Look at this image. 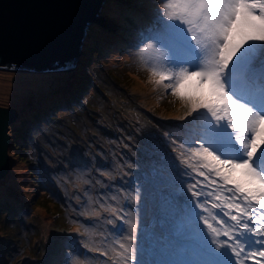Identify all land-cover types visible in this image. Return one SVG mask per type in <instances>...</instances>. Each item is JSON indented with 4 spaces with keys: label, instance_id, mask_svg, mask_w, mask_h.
<instances>
[{
    "label": "snow or ice",
    "instance_id": "1",
    "mask_svg": "<svg viewBox=\"0 0 264 264\" xmlns=\"http://www.w3.org/2000/svg\"><path fill=\"white\" fill-rule=\"evenodd\" d=\"M141 51L154 52L170 66L168 71L153 67L152 75L184 108L178 117L185 121L182 142L171 143L176 159L204 177L208 185L219 181V188L231 193L212 205L223 214L221 219L212 217L216 226L195 211H207L205 201L194 202L204 195L202 189L196 190L199 180L187 184L186 192L183 187L174 191V213L187 218V224L195 226L215 249L230 251V264H242L244 256L264 258V251L246 253L244 247L245 243L250 248L264 245V239L241 242L245 234L264 237V211H260L264 210V0H167ZM192 78L207 85L206 95L180 91ZM234 148L239 149L240 158L231 155ZM237 175L243 180H237ZM249 184L257 189H250ZM131 199L136 202L137 196ZM257 224L260 227H254ZM131 228L128 239L134 241L136 225ZM236 228L242 231L237 233ZM120 248L123 252L118 255L127 253L126 259H134L129 247L121 243ZM205 255L202 264H215Z\"/></svg>",
    "mask_w": 264,
    "mask_h": 264
},
{
    "label": "rangeland",
    "instance_id": "2",
    "mask_svg": "<svg viewBox=\"0 0 264 264\" xmlns=\"http://www.w3.org/2000/svg\"><path fill=\"white\" fill-rule=\"evenodd\" d=\"M125 1H128L133 6H137V9H141L146 13H157L158 17L162 13L163 4L167 2V0H163V3L162 0H105V4L100 10V13L102 14V18L100 19V21H102V24L100 22H98L99 24H92L88 29L87 37L83 45L84 54L80 59L82 65H80V67H78V69H76L75 71H73L75 69L74 68L73 70H62L48 73L0 69V107L18 110V120H21L23 117H26V114L30 116L32 111L34 112L38 109V107L40 111V107L43 106L44 102H46V100H48L51 96H54L56 92H70V88H72L75 92V94L73 95L75 101L72 102L71 98L70 100L65 98L67 99L66 103H64L66 105H64V108H61V110H63V112H66L67 105L69 107L68 111H71V108H77L78 110H81L85 102L84 97H86L87 94H89L88 91L91 90V84L89 83V87L86 91L84 89L82 91H77V89H74L73 87L83 81L84 78H87L88 81H90L89 76L87 75L88 70L86 67L89 64L87 63L88 61H93L92 53H90V48L95 44H102L104 50L99 51L100 56H95V62H97V64L102 68H109L113 75H119L120 78L124 79V81L122 82L124 83V86H122L124 89L122 88L123 91L121 92L127 101L130 100L135 104H139L140 106L144 107L145 110L150 111L157 118V120H152L149 119L148 116H146L145 112H137V115L140 116L135 117H140L143 120L141 123L142 127L138 130L137 133L129 131L126 135V137L128 138L127 142L129 143V145L134 144L135 149H137L138 151H141L142 148L146 151L149 149H153L151 146H148L149 148H146V145L142 144L140 136L149 131V126H151L152 129H156V124L158 122H161L163 124L166 122L170 125L171 121H173L176 117L183 115L184 108L178 97L171 94L170 89H166L164 87V84L155 83V80L158 79V77H153L152 75L153 67H155L157 71H168L170 70V66L163 59H158L154 52L141 51L142 46L147 42V37L152 33L146 34L144 36L142 45H136L135 49L129 55L126 50L121 49V45H116V47H114L113 49L108 50L106 42L111 41L113 37L108 35L106 33V30L107 28L119 30L120 27L123 26L121 19L123 17V14L120 12V9L123 7L120 4L124 3ZM125 21H127V23L132 26L130 24L131 19H126ZM101 25H103L104 27H101ZM95 52L97 51L95 50ZM257 70H260L259 62H257ZM122 75H124V77ZM164 83L168 82L165 81ZM204 89H207V85L199 84L196 78H192L186 80L183 83L180 91L185 95H206L207 92H202ZM111 96L115 98L114 105L116 104V108H118V106L122 107L123 105V108L127 113H135V109L132 107H126L124 105L125 102L119 100V97L116 93L111 92ZM96 103H98V100H96ZM99 104V107L102 108L103 111H105V108L107 107L103 103ZM16 126L17 124H15L11 128V130H13V128H15ZM172 126L175 128L173 139L177 141V144H179L180 142H182V138L184 136L185 125L183 126L180 123H175ZM28 127H30V125ZM88 129L89 127L83 129L81 131V135L79 133L76 135V141L73 143L74 159L78 157L77 154H75L77 149L76 142H80L81 146H83L87 141L84 136H87L88 139L93 136L92 132L87 133ZM28 132L29 131H27V134L25 133L24 136L27 137ZM31 132L34 133L35 131L33 130ZM14 134L15 133L13 130L10 133V144L8 147L9 172L4 178L0 180V209L5 206L7 208L13 209L14 213H16L17 215H26L27 213H29L28 217L31 218L36 225H33L34 228L33 226L30 227L34 229L35 233L31 237V241L29 244H27L25 241H15V244L13 245L10 244L7 240L4 243H1L5 244V249L6 246L10 247V252L15 254V257L8 254L10 259L5 262L7 264H29L31 262H33V264H57L60 259H58L57 256L53 255L50 260L48 255L52 249L56 248V245L58 243L61 245L66 240L69 234L63 235L64 232L61 233L62 230L55 232L54 224L56 223V219L58 216L62 217V221L66 225V227L69 226L70 220H68L66 217L61 216L62 210L56 211L52 207L53 204L50 203V200L48 199L52 198L51 194H46L48 198H46L47 200L45 201H47V205L49 206H46L45 203L41 201L40 198L43 194L40 195L37 192L34 184V182L38 184L39 179H37V182L34 180L37 175H35L36 173L33 172L35 168H39V177H43L44 183L51 182L52 185V183H54L56 180L52 181L48 179L49 175H55L57 173H60L61 171H64V173L66 174L69 173L70 167L72 165L71 147L69 142L67 141L66 143L63 142L64 145L60 147L56 153H53L49 148V153L46 154L44 152H41V150H38V148L34 147L35 150L31 149V151L26 154L27 152L21 151L22 149L20 148V144L23 143L22 140H19L17 142L18 146H14ZM261 134L264 135V130H262ZM108 147L109 149L112 147L110 143L107 144V148ZM160 151L164 153L162 159H166L167 167L171 169V162L176 161V163L182 166V170L178 172L179 177L175 182L167 183L158 179L160 185L156 183L152 185L150 183L151 180H146V182L142 185L144 189H136L138 194H132V196H139V198H137L138 203L136 204L139 207L134 208L136 213L142 214L144 207L149 209L152 206L156 208V212H160L163 206L162 204L164 203L167 204V212L166 214L161 216L169 218L170 221H155V223H160L165 226H171L173 222L177 224L187 223V218L181 219L180 217H178L174 213L173 207L168 202L169 200H171L172 194L177 188L183 187L184 191L186 192L187 184H195L197 180L200 181V184L197 186L196 190L202 189L204 195L196 198V200L194 201L195 203H198V199H207L208 193L210 192L212 193V199H210L212 203H221L224 197L231 196V193L222 191L219 188V181H217V185H208L207 181L204 180V177L199 176L197 172H194L192 170V168H188L185 165L180 164V161L176 159V153H171L170 150L166 147H162ZM31 152H34L35 154L30 156ZM261 159H264V156H262ZM143 160L144 158L142 157L141 152H139V154L130 152L128 153L127 161L122 162L120 157L116 156L115 158L110 159V162L116 167L121 163H124L125 168H135L137 165H145L146 163H144ZM26 161H29V163H26ZM39 161H41V163H38ZM129 165H131V167ZM148 171L149 173H153V170L150 167H148ZM104 172H107L106 167H104ZM75 173L77 174V176L73 178L74 180H72V183H88L86 179V170L76 169ZM45 177H47V179H45ZM236 179L243 180V178L239 175H237ZM104 181L108 186H111L117 181L119 182L120 171H118V168L114 170L111 175L105 176ZM138 186H141V183H139ZM246 186L252 190L257 189L256 185L249 184ZM229 187H231V185ZM60 188L61 186L58 188V190ZM214 188L215 191H213ZM47 190H49V187L45 191L46 193H49V191ZM143 190L145 191V193L140 195ZM14 195H16L17 198H14ZM188 196H191V194L188 193ZM216 196H220L221 200H217ZM38 199H40L39 202L37 201ZM19 200L24 203L25 208L21 207L18 202ZM94 200L97 201V195H94ZM240 203L242 205L244 204L242 200L240 201ZM81 209L83 212H86L83 207ZM208 211L211 213V215L208 216L209 222L213 223L214 226H216L214 221L212 220V217L215 216L212 215L213 210L210 208ZM233 213L237 212L234 210L232 214ZM147 217V214L144 215V218ZM135 218L136 215H133L132 219ZM109 220L113 221L112 218H110ZM111 224L113 225V229H116L119 226V223ZM133 224L134 223L127 220L125 227L126 231L132 232L131 226ZM145 228V223H143L142 221H137V235L141 239L142 243V238L147 233V230ZM91 230V227L88 228L87 233L82 230V232L84 233V237L79 241V243H83L91 247L99 244L98 248L106 250L108 247L107 241L99 243L101 242V239H98V237L95 235L93 237V241L90 238ZM235 232L238 233V230L235 229ZM5 235L7 234L3 235L2 233H0V236ZM56 235L58 236V239L55 240V244H52L54 242V236ZM191 238L192 241L198 246V250L196 251L198 256L202 257L203 255L208 253H215V246L212 245L210 241L206 239V237L197 228L196 232H194ZM124 239L125 235L121 238L120 242H123ZM221 239L226 238L221 237ZM40 242L45 243L44 247L39 248ZM241 242H244V238ZM244 247L246 250L245 244ZM101 251L106 255L107 260L98 261L96 264H114L112 259V256L114 255L113 251L112 255H109L104 250ZM7 253L8 251L6 252V254ZM37 255H39V257L37 258V260H35ZM123 256L124 255H118L117 257L119 259H122ZM75 258L76 259L72 261H65L64 264L82 263V261L78 259V256H76ZM82 258L83 264H92L95 261L94 257H91L90 254L82 256ZM0 264L5 263L0 259Z\"/></svg>",
    "mask_w": 264,
    "mask_h": 264
},
{
    "label": "trees",
    "instance_id": "3",
    "mask_svg": "<svg viewBox=\"0 0 264 264\" xmlns=\"http://www.w3.org/2000/svg\"><path fill=\"white\" fill-rule=\"evenodd\" d=\"M106 45L107 48H109L110 46L112 47V45L109 46L107 42ZM95 50L98 53L95 52ZM100 50H104L102 44H95L90 48V53H92L93 57V61L87 62L90 64L87 65V75L89 76L90 81H88L87 78H84L83 81H81L79 84H76L77 86L75 85V87H73L74 89L76 88L77 91H82L83 89H85L86 91L88 89L89 83L91 84V90H89V94L84 97L85 102L81 110H78L77 108H71V111H68L67 109L66 112L58 110L57 107L60 105L57 103L63 101L64 98H72L75 92L72 88H70V92H56L54 96H51L48 100H46V102H44L43 106L40 107V111L38 107L37 110H35L34 112L32 111L30 116L26 114V117L18 120L17 126L13 128L15 133L13 138L14 146H18L17 142L19 140H22L23 143L20 144V148L22 149L21 151L27 152L26 154H28L31 149L35 150L34 147L47 154L49 153V148L53 153H56L58 149L64 145L63 142L66 143L68 141L71 147V152H73V143L76 141V135L78 133L81 135V131L89 127L87 133L92 132V134L97 135V143L93 140L90 141L87 136H84L89 143L88 150L86 152H83L84 150L81 149L79 150L78 155L89 152L91 157H93L95 149L101 150L100 152L95 153L97 156H104V153H109L111 159L115 158L116 156H120L123 152H129L130 149L132 152L139 154V151L135 149L134 144L129 146L124 144L126 141H128L126 135L129 131L137 133L138 130L142 127L141 123L143 120L140 117H135L140 116L137 115V112H145L146 116H148L149 119H153V116L150 115L148 113V110H145L144 107L140 106L139 104H135L130 100L127 101L124 98V95L121 92L124 89L122 87L124 86V83H122L124 81L123 78H120L119 75H113L109 68H102L97 64V62H95L94 58L96 55L100 56ZM122 76L124 77V75ZM111 92L116 93L119 97V100L125 102L124 105L126 107L134 108L135 113H127L123 108V105L122 107L118 106V108H116V104L114 105L115 98L111 96ZM96 100H98V103H96ZM99 103H103L107 107L105 108V111H103L102 108L99 107ZM52 104H55V106L57 104L56 110H53L52 114L49 117L47 116L48 119L40 118L41 113H43L47 108H51L49 105ZM29 125L30 127H28ZM108 128L110 130L116 129V135L115 132H113V135L115 136L111 143H123V145H121V148L119 146H115V151L108 150V148L104 149V147L109 143L108 138L105 135V131L109 130ZM151 129L152 127L149 126V130ZM13 130H11V132ZM33 130L35 131L34 133L31 132ZM27 131L29 132L28 136L26 137L24 135L25 133L27 134ZM78 143L80 142H76V147ZM34 154V152H31L30 156ZM150 156L154 157L155 155L150 154ZM104 159H107V156H105ZM143 161L144 163H146L147 159L144 158ZM26 163H29V161H26ZM38 163H41V161H39ZM33 173H36L35 175H37L34 180L37 182V179H39L38 184H36L35 182L34 184L37 192L40 195L43 194L40 198L41 201L44 202L46 206H49L47 205V201L45 200H47L46 198H48L46 194H51L52 198L48 199L50 200V203L53 204L52 207L56 211L62 210L61 216L66 217L68 220L78 219L84 215V212L81 208L84 207L85 204H87L91 209L92 218L95 219L92 221L91 225L94 227L97 226L95 229L96 235L99 234L104 220H108L111 217L109 214L113 215L112 211H110V208H112V204H110V202H98L94 200H88L87 198L85 199V202L81 197L72 192L70 185L67 184L68 182L56 180L51 185V182L44 183L43 177H39V168H36ZM45 179H47V177H45ZM99 183L103 184V181L99 180ZM60 186L61 188L58 190ZM43 187H49V190H47L49 191V193H45L42 190ZM14 198H17V196L14 195ZM40 199H38L37 201L39 202ZM18 202L21 207L25 206L21 200H19ZM168 203L173 207L172 200H169ZM103 207H105L104 210H102ZM0 210V233H2L3 235L7 234L5 236H0V252H2L0 253V259L5 264H7L5 261L10 259L8 254L14 257L15 254L10 252V247L6 246L5 249V244L1 243H4L7 240L10 244L13 245L15 244V241H25L27 244H29L31 241V237L35 233L33 225L36 224L32 221L31 218L28 217L29 213H27L26 215H17L16 213H14L13 209L7 208L5 206H3V208H1ZM104 211L107 213L103 215L102 220H98L96 218L97 213H101ZM166 212L167 204L163 203L162 209L160 210V212L157 211L156 215H164L166 214ZM56 220V223L54 221V231L57 232L62 230L61 233L64 232L63 235L68 234L71 227H66V225L62 221V217L60 216H58ZM31 226H33V228H30ZM97 229H99V232L97 231ZM57 239L58 236H54V242L52 244H55V240ZM44 244V242H40L39 248L44 247ZM59 249L60 246L58 245L57 249L56 245V248L50 251L48 257L51 258L56 253L57 255H60ZM7 251L8 253L6 254ZM38 257L39 255L36 256L35 260H37ZM29 264H33V262Z\"/></svg>",
    "mask_w": 264,
    "mask_h": 264
},
{
    "label": "water",
    "instance_id": "4",
    "mask_svg": "<svg viewBox=\"0 0 264 264\" xmlns=\"http://www.w3.org/2000/svg\"><path fill=\"white\" fill-rule=\"evenodd\" d=\"M105 0H0V69L68 70ZM19 111L0 107V180L9 172L10 130Z\"/></svg>",
    "mask_w": 264,
    "mask_h": 264
},
{
    "label": "clouds",
    "instance_id": "5",
    "mask_svg": "<svg viewBox=\"0 0 264 264\" xmlns=\"http://www.w3.org/2000/svg\"><path fill=\"white\" fill-rule=\"evenodd\" d=\"M105 4V2H104ZM130 3L128 1H125L124 3L120 4L123 8L120 9V12L123 14V17L121 18L122 19V23H123V26L120 27L119 30H114L112 28H107L106 30V33L110 36L113 37V39L111 41H108V45H112V47L110 46L108 48V50H111L113 49L114 47H116V45H121L122 48L124 47V44L123 42L127 39V31L128 30H131L132 28H135L136 27V23L134 22V17L133 15L130 13V10L128 9V5ZM119 5V6H120ZM104 6V5H103ZM130 6H132V10H134V12L136 11V8L137 6H133L130 4ZM129 14H131V16H129ZM126 19H131V25L130 26L127 21H125ZM103 25H101L102 27ZM104 27V26H103ZM89 29V28H88ZM87 33H88V30H87ZM85 41V40H84ZM84 45V44H83ZM84 46H82V50H83ZM121 48V49H122ZM89 87V86H88ZM85 90V89H84ZM74 101H75V98H74Z\"/></svg>",
    "mask_w": 264,
    "mask_h": 264
},
{
    "label": "bare ground",
    "instance_id": "6",
    "mask_svg": "<svg viewBox=\"0 0 264 264\" xmlns=\"http://www.w3.org/2000/svg\"><path fill=\"white\" fill-rule=\"evenodd\" d=\"M128 9L130 10V13L133 15V10H132V6H130V4L128 5ZM138 11V10H137ZM134 22L137 24L139 22V13L137 15H134ZM84 54L83 50L82 53L80 54V56L78 57V59L76 60V62H74V64L72 65L71 68H69L68 70H74L78 69V67H80V65H82L81 63V57ZM87 67V66H86ZM69 85V84H68ZM51 108H47L43 113H41L40 118H44V119H48L47 116L49 117L52 114L53 110H56V106L55 104L49 105ZM67 109H69L68 105L66 107Z\"/></svg>",
    "mask_w": 264,
    "mask_h": 264
}]
</instances>
